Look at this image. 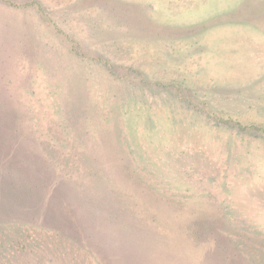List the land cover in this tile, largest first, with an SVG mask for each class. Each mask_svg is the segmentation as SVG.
<instances>
[{
	"label": "rangeland",
	"instance_id": "374dc122",
	"mask_svg": "<svg viewBox=\"0 0 264 264\" xmlns=\"http://www.w3.org/2000/svg\"><path fill=\"white\" fill-rule=\"evenodd\" d=\"M0 264H264V0H0Z\"/></svg>",
	"mask_w": 264,
	"mask_h": 264
},
{
	"label": "trees",
	"instance_id": "16d2710c",
	"mask_svg": "<svg viewBox=\"0 0 264 264\" xmlns=\"http://www.w3.org/2000/svg\"><path fill=\"white\" fill-rule=\"evenodd\" d=\"M118 214H119V215H117V213H116V214H114L113 216H111V217H110V220H112V218H114V219H116V220H121V221H122L123 219H122V215H121V213H118ZM123 224L126 225L125 223H123ZM123 227H124V226H122L121 228L124 229ZM118 228H120V227H118ZM118 228H117V230H118ZM121 228H120L119 232H121ZM121 233H122V232H121ZM122 234H123V233H122Z\"/></svg>",
	"mask_w": 264,
	"mask_h": 264
}]
</instances>
